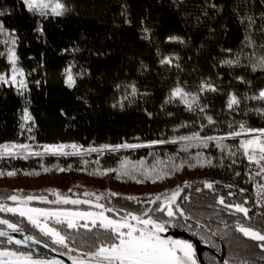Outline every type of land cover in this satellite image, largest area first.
<instances>
[{
	"label": "trees",
	"instance_id": "obj_1",
	"mask_svg": "<svg viewBox=\"0 0 264 264\" xmlns=\"http://www.w3.org/2000/svg\"><path fill=\"white\" fill-rule=\"evenodd\" d=\"M64 2L69 8L64 16L39 18L28 13L20 0H0V11L5 12L0 19L4 20L8 29H15L19 36L17 53L20 65L28 74V90L24 95H18L15 88L0 85V144H28L31 145L30 150H35L46 144L75 143L82 146L81 154L63 156L42 153L27 159L4 157L0 158V170H16L18 176H37L24 175L25 172H39V175L84 173L100 178L105 175L89 173L96 170H119L121 161H127L130 169H137L133 174L138 179L151 181L140 175V161L144 162L143 168L152 165L159 168L164 166L159 163L161 161L167 164L170 158L175 157L179 163L180 159L188 158L189 154L195 157L199 151L202 159L212 161L213 166L205 167L221 177L192 180L190 186L181 192L177 203L192 214L193 220L189 222L194 229L198 220L202 225H210L213 230L219 228L229 231L225 223L233 224L236 216L228 215L223 206L216 202L219 196H224L226 203H241L247 199L246 207L250 208L251 217L248 223L258 226L264 212H258L253 207L250 183L246 176V157L241 153L229 157L226 152L222 153L215 147V142L207 149L192 147L188 153L181 150L180 144L147 145L154 140H171L193 132H199L201 136H223L229 131L239 130L240 122L249 128H264V115L251 110L262 105L244 100L246 95L264 88V73L252 72L243 66L229 68L220 64L224 59L234 58L242 49L248 51L243 45L245 27L239 23L236 12L253 15L258 27L264 24V0H183L179 6L174 0ZM241 3L248 6L238 9L237 5ZM38 25L43 26V35L35 31ZM169 36L180 37L184 42L166 43ZM254 38L264 42L258 31ZM226 49H231L232 55L225 52ZM164 57L178 59H174L172 65H161L160 60ZM70 63L76 66L74 72L83 73L73 89L64 85V77L61 75L62 69ZM243 63L245 61L242 57ZM5 70L7 62L0 58V71ZM241 76L250 84L240 83L236 78ZM202 80H211L219 89L216 93H205L200 98L201 106H207L206 114L216 122L211 125L199 110L187 111L178 102L165 103L176 82H181L187 90L194 92ZM117 84L122 85L119 90L115 88ZM124 85H135L137 94L123 100L121 107L117 101L131 92V88L126 89ZM232 92L241 98L240 107L236 111L226 108L227 94ZM114 103L116 107L112 106ZM25 107L34 118V124L29 121L21 129L23 121L20 117ZM229 124H232V129ZM201 125L204 127L201 128ZM28 127L32 128L31 132L27 130ZM239 140L230 138L224 144L235 151L234 146L238 145ZM124 143L144 144L145 147L121 148L115 152L104 150L102 153L84 151L89 147ZM233 160L236 162L233 163ZM45 168L49 171L45 172ZM60 168L65 171H59ZM187 168L190 167L185 165L171 176ZM237 172L240 175H236ZM107 175L122 183L134 180L131 176L118 179L115 172ZM203 181L213 182V189L204 188ZM241 189L244 191L241 192ZM230 191L234 193L233 196L228 195ZM40 192L36 190L31 195L43 194L49 201L56 198ZM11 194V190L0 188V195L6 197ZM123 197L107 201L127 206L130 210L150 206L147 203L136 204ZM183 197L188 199L184 200ZM138 198L146 201L150 197L142 195ZM29 203L87 208L83 205L43 203L35 199ZM0 217L14 222L21 221L25 228L22 233L24 235L38 234L22 218L7 213H0ZM64 231L73 230L65 228ZM173 231L185 232L204 246L202 258L205 264H223L225 260L229 264H241L242 261L247 264H264V252L257 247L259 242L234 231L231 235L237 238L235 241H231L230 236H212L206 228L199 230L196 235L186 228L168 229L169 233ZM80 232L84 236L89 235L83 229ZM180 237L194 245L191 238L184 235ZM42 239L50 243L47 238ZM10 247L31 251L22 246ZM52 247H56L58 252H64L59 246L49 248ZM33 253L36 256L44 255L34 250Z\"/></svg>",
	"mask_w": 264,
	"mask_h": 264
},
{
	"label": "snow or ice",
	"instance_id": "obj_2",
	"mask_svg": "<svg viewBox=\"0 0 264 264\" xmlns=\"http://www.w3.org/2000/svg\"><path fill=\"white\" fill-rule=\"evenodd\" d=\"M26 11L33 16L39 18L61 17L64 16L69 8L64 0H20ZM177 6L183 3V0H174ZM215 7V5H211ZM247 4L241 3L237 5L238 9L247 7ZM5 15L4 11H0V17ZM239 23L245 27V37L243 41L244 48L248 49L244 52L234 55V58L224 59L220 61L222 66L229 68L236 66H243L250 69L252 72L264 73V42H258L255 38V32L260 33L261 38H264V24L257 27V20L253 15L247 13L241 14L240 11L236 12ZM264 19V17H262ZM38 33L43 35V26L38 25L35 29ZM147 31V30H145ZM183 43L184 41L177 36H169L166 38V43ZM20 44V38L15 29H8L5 26L4 20L0 19V58L7 62V70L0 71V85L15 88L18 95H24L28 90L27 75L24 68L20 65V57L17 49ZM229 55H232L231 49L224 50ZM242 57L245 63L242 64ZM178 57H164L160 60L161 65H172L173 60ZM179 67V65H176ZM75 64L70 63L62 69L61 75L64 77L63 83L69 88L73 89L77 86V80L82 78V72H74ZM240 83L250 84L244 77L236 78ZM39 81H37V84ZM122 85L117 84L115 88L119 90ZM124 88H131V92L125 95L122 100L117 101L123 107V100H128L129 97H134L137 94L135 85H124ZM219 89L211 80H202L197 86L196 91H189L181 82H176L175 86L169 91L165 100L166 104L181 103L185 106L187 111L199 110L207 119L208 124H215L212 116L206 114L207 106H201V95L212 92L216 93ZM244 100L256 102L261 107L253 108L252 111L260 115H264V88H260L258 92L246 95ZM241 104V98L234 92L227 94L226 108L230 111H236ZM116 107L114 103L112 105ZM151 115V114H149ZM171 115V113H169ZM23 121L20 127L25 128L29 121L34 124V118L31 116L27 107L23 109V114L20 117ZM184 127V125H181ZM204 125H201L203 128ZM232 129V124H229ZM239 130L229 131L223 136H201L199 132H193L191 135H181L171 140L158 139L151 141L147 146L151 147L156 144H180L181 150L185 153L189 152L192 147L207 149L212 142H215V147L219 148L222 153H227L229 157H235L237 153H241L247 158L249 164L254 165L256 168L255 176L264 179V128L254 129L246 126L244 122L238 124ZM29 132L32 131L28 127ZM257 133L258 135H252ZM246 137L240 139L238 145H235V151L232 150L224 141L227 139H235L238 137ZM44 152L51 155H80L81 147L73 143L70 145L54 144L43 145ZM145 147L144 144H118V145H101L99 148L89 147L84 151L87 153L98 152L102 153L104 150L115 152L121 148L136 149ZM66 148H71L73 151H65ZM31 145L4 143L0 144V158H24L29 156H40V152L30 151ZM236 161L233 160V163ZM143 161H140L141 169L140 175L144 179L151 180L156 183L157 180L163 178H170L175 172L180 171L185 165L188 167H204L213 166L210 159H202L201 153L198 151L195 157L190 154L186 159H180L179 163L176 158L172 157L167 164L163 161V167L152 165L149 168H143ZM170 165V167H169ZM45 172L49 169L45 168ZM59 171L63 172L65 169L60 168ZM136 168H129L127 161H121L120 169H106L104 171L96 170L90 175H107L109 172H115L116 177L119 179L121 176H131L137 183H142L143 180L138 179L135 173ZM24 175H39V172H25ZM14 177L17 175L16 170H9L5 172L0 170V177L2 176ZM240 175V173H236ZM203 187L212 190L213 182L203 181ZM189 182H185L183 187L177 186L171 193H159L154 197H150L146 201H141L136 196L123 197L124 200L135 202L136 204L147 203L154 207L139 208L137 210H130L127 206H118L105 200L104 194L97 195L96 193L85 192L84 195L88 197H95L93 204L91 199L79 200L69 199L67 197L61 198L60 193L56 189H49L53 195L57 196L56 200L49 201L46 196L27 195L21 197L18 193L22 190H17V194L2 196L0 195V213L11 214L14 217L26 220L27 224L33 229L37 230L38 234L24 235L23 239H17L10 233H24L25 228L22 227L21 221H13L8 218L0 217V264H63L62 261L56 259H37L34 258L31 251L25 252L20 250L19 247H28L29 244L43 245L44 248L50 246H59L64 250L65 255L68 256L71 264H199L196 255V249L189 240L173 239L171 236H165L164 233L168 232L170 227H179L192 230L193 234H198L199 230L206 228L212 236L220 235L222 238L231 237V241L237 238L231 235V232L239 233L243 237L252 241L259 242L257 247L264 252V214L258 223V226H253L251 217L249 216L250 208L246 207L248 204L247 199L241 203H226L224 196H219L217 203L222 205L224 210L230 216H236L233 224L225 227L229 231H223L219 228L213 230L210 225H202L197 220L195 222V229L193 224L189 221L193 220L192 214L188 213L183 208L177 199L180 197L184 188L189 187ZM226 187L231 188V185ZM260 191L257 193L258 197H264V183L259 185ZM71 191V190H69ZM200 191L199 188L196 189ZM244 190L241 189V192ZM110 197L119 196L118 193H108ZM233 196V192L228 193ZM40 200L43 203L51 204H90L99 211H70L63 208H37L28 207V202L32 200ZM187 200L188 197H183ZM12 201L16 206H8L5 201ZM261 201L258 199L257 204L260 205ZM237 214H240L237 216ZM73 230L65 232L64 229ZM85 230L89 235L84 236L80 230ZM47 238L50 243L45 242ZM203 238V237H202ZM208 242L207 240L205 241ZM213 246L214 243H213ZM53 251H57L56 247H52ZM223 264H229L228 260L223 261ZM241 264H247L242 261Z\"/></svg>",
	"mask_w": 264,
	"mask_h": 264
},
{
	"label": "rangeland",
	"instance_id": "obj_3",
	"mask_svg": "<svg viewBox=\"0 0 264 264\" xmlns=\"http://www.w3.org/2000/svg\"><path fill=\"white\" fill-rule=\"evenodd\" d=\"M252 135H258L257 133H253ZM239 139H244L246 137H238ZM55 144H65V143H55ZM46 145H54V144H46ZM70 145V144H65ZM69 148H66L65 151H68ZM32 152H40L41 154L45 153L43 147L30 150ZM82 151V150H81ZM247 160V158H246ZM221 175L215 173L210 168L204 167H195V168H187L181 171L180 173L171 176L170 178H163L153 183L152 181H143L142 183H137L136 180H131L125 183L116 181L109 175H105L104 177L95 178L91 177L84 173H75V174H67V173H56V174H42L37 176H14L0 177V188H6L12 191V194H17V190H22L18 193L21 197L25 196L26 193L32 194L34 191H41L40 193H48L52 196L49 189H58L61 188H79V189H92L97 192V194H104L105 200L100 202L104 203L107 199L116 198L110 197L108 193L115 192L118 193L117 197H126V196H147L154 197L159 193H171L178 185L183 187L184 183L190 182L192 180H210V179H219ZM60 196H71L73 195L69 192L67 194L60 192ZM28 194V195H29ZM71 194V195H70ZM43 195V194H42ZM76 197V196H74ZM82 198V197H81ZM57 199V196L54 200ZM8 206H16V203L5 202ZM28 207H37V208H63L70 211H99L94 208H78V207H55V206H46V205H31L28 202ZM163 235L171 236L173 239H184L183 237H178L170 234L169 232L164 233Z\"/></svg>",
	"mask_w": 264,
	"mask_h": 264
},
{
	"label": "built area",
	"instance_id": "obj_4",
	"mask_svg": "<svg viewBox=\"0 0 264 264\" xmlns=\"http://www.w3.org/2000/svg\"><path fill=\"white\" fill-rule=\"evenodd\" d=\"M69 152L73 151L71 148L68 149ZM255 171H256V168L254 165H251L249 164L248 160L246 162V176L248 178V181L250 183V188H251V193H252V196H253V207L258 211V212H264V197H258L257 196V193L260 191L259 189V185L261 183H264V179H262L261 177L259 176H255ZM58 190V189H56ZM71 190V191H69ZM62 193H73L74 195H82V196H85L84 193L85 192H89V193H96V191L92 190V189H88V188H85V189H79V188H71V189H67V188H61V190H58ZM98 195V194H97ZM85 197H88V196H85ZM91 198H95V197H91ZM260 200L261 203L260 205L257 204V200Z\"/></svg>",
	"mask_w": 264,
	"mask_h": 264
},
{
	"label": "water",
	"instance_id": "obj_5",
	"mask_svg": "<svg viewBox=\"0 0 264 264\" xmlns=\"http://www.w3.org/2000/svg\"><path fill=\"white\" fill-rule=\"evenodd\" d=\"M65 197H67V196H65ZM61 198H64V197H61ZM67 198H69V199L86 200V198H79V197H67ZM92 202L94 204L96 201L95 200H92ZM81 205L86 206V207H89V208H94L90 204H81ZM150 207H153V205H151ZM172 233L175 236H182V235H184L187 238H191V240L194 243L195 249H196V254H197V257H198V260H199V264H205L204 259L202 258V250H203L204 246L198 240L190 237L185 232L173 231ZM10 234L13 235L17 239H23V237H24V234H22V233H10ZM22 247H24V246H22ZM24 248H29V249L34 250L37 253H42V254L48 255V256H53V257L59 256L64 264H71V261L69 260L68 257L62 256V255L54 252L51 248H44L42 244L41 245H34V244H31L30 243L28 247H24Z\"/></svg>",
	"mask_w": 264,
	"mask_h": 264
},
{
	"label": "flooded vegetation",
	"instance_id": "obj_6",
	"mask_svg": "<svg viewBox=\"0 0 264 264\" xmlns=\"http://www.w3.org/2000/svg\"><path fill=\"white\" fill-rule=\"evenodd\" d=\"M102 203V202H101ZM151 206V205H150ZM149 206V207H150ZM148 207V208H149ZM170 234H172V232L170 233ZM180 237V236H179ZM195 247V246H194ZM52 249V248H51ZM28 251H30V250H27V251H25V252H28ZM31 252H32V255H33V257L34 258H37V259H56V260H60V261H62L61 260V258L59 257V256H55V257H53V256H49V257H45L44 255H42V256H36V255H34V253H33V251L31 250ZM54 252H56V253H58V254H60V255H62V256H66V257H68L67 255H65V254H63L64 252H58V251H54ZM197 260H198V258H197ZM199 262V261H198ZM64 264V263H63Z\"/></svg>",
	"mask_w": 264,
	"mask_h": 264
},
{
	"label": "bare ground",
	"instance_id": "obj_7",
	"mask_svg": "<svg viewBox=\"0 0 264 264\" xmlns=\"http://www.w3.org/2000/svg\"><path fill=\"white\" fill-rule=\"evenodd\" d=\"M246 162H247V160H246ZM71 194L73 195V197L76 196V197H79V198L82 197V198H86V199L95 200V198L85 197V196H82V195H74L73 193H71ZM71 194H70V195H71ZM23 197H25V196H23ZM23 197H22V198H23ZM61 197H65V196H61ZM67 197H71V196H67ZM252 198H253V196H252ZM6 201H7V200H6ZM7 202H9V203H13V204L15 203V202H12V201H7ZM29 202H30V201H29ZM253 203H254V202H253ZM78 205H81V204H78ZM85 207H86V206H85ZM87 208H89V207H87ZM172 235H173V233H172ZM174 236H175V235H174ZM178 237H179V236H178ZM28 249H29V248H28ZM31 250H32V249H31ZM32 251H33V250H32ZM197 258H198V257H197ZM198 261H199V260H198Z\"/></svg>",
	"mask_w": 264,
	"mask_h": 264
}]
</instances>
